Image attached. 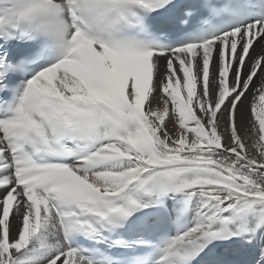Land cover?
Masks as SVG:
<instances>
[{
  "label": "snow or ice",
  "instance_id": "obj_1",
  "mask_svg": "<svg viewBox=\"0 0 264 264\" xmlns=\"http://www.w3.org/2000/svg\"><path fill=\"white\" fill-rule=\"evenodd\" d=\"M0 264H264V0H0Z\"/></svg>",
  "mask_w": 264,
  "mask_h": 264
}]
</instances>
